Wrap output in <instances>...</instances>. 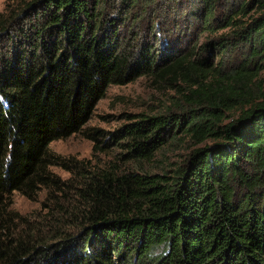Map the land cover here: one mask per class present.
<instances>
[{"label":"trees","instance_id":"trees-1","mask_svg":"<svg viewBox=\"0 0 264 264\" xmlns=\"http://www.w3.org/2000/svg\"><path fill=\"white\" fill-rule=\"evenodd\" d=\"M26 1L21 46L0 59V264H264V0H120L118 16L107 0ZM146 15L141 43L126 32ZM142 75L174 88L178 111L87 126L111 84ZM77 132L92 157L50 147ZM186 135L216 143L170 173L144 168ZM111 144L119 159L94 161ZM43 188L36 217L11 208Z\"/></svg>","mask_w":264,"mask_h":264},{"label":"rangeland","instance_id":"rangeland-1","mask_svg":"<svg viewBox=\"0 0 264 264\" xmlns=\"http://www.w3.org/2000/svg\"><path fill=\"white\" fill-rule=\"evenodd\" d=\"M166 1L167 0H152V5L159 6ZM232 1L239 2L240 0ZM26 2V0H0V59L3 58L9 61L10 57L14 56L17 52L18 46H21L20 36L17 34V31L14 30V27L16 24L24 25L27 23L25 22L26 20H24L27 16V9H25ZM119 2L120 0H107L105 5L106 11L110 15H121V6ZM222 7H225V4L222 3ZM259 12L258 9H253L246 15L240 14L239 17L249 20ZM15 14L18 15L14 21L16 24H12L11 20ZM161 18V16H158V19ZM6 22H9L8 27L10 28L4 30L3 27L7 25ZM149 22H151V17L146 15L140 20L137 27H132L134 29L136 28L135 34H131L127 31V36L134 37L137 36L136 33L139 32V41L141 40V43H143L145 39L151 38V35H149ZM169 24L170 22L167 23L168 26ZM223 31L224 30H220L215 33L205 32L201 35V40L204 41L215 37ZM207 54L210 55L209 52H207ZM214 59L215 61L223 60L226 63L229 61L230 56L229 54H218ZM262 76H264V72H262ZM177 95L174 88L155 82L153 77L149 75H142L128 83L111 84L106 94L98 101L87 126L102 127L111 132L117 130L125 123L133 121L134 116L141 113L157 115L169 113L170 110L178 111L175 107ZM239 113V108H233L227 111L226 117L224 118L225 122L237 117ZM215 143L216 140L214 138H208L204 142L197 144L193 138L186 135L184 139L176 142H168L158 150L152 160L145 162L144 168L152 173L172 172L179 163L186 159L195 146L206 144L212 146ZM50 147L54 151L66 156L76 155L80 158L93 156V141L87 138L83 132L74 133L66 138L55 139L51 142ZM122 151H124V149L120 145L111 144L106 151L98 152L94 161H98L100 164H107L111 160L119 159ZM123 166L126 167L127 165L123 164ZM52 169L63 178H68L70 176V172L61 166L53 165ZM46 194L47 190L43 188L40 190L38 197L32 199L22 194L20 191H14L11 208L34 218L41 211L42 202Z\"/></svg>","mask_w":264,"mask_h":264}]
</instances>
